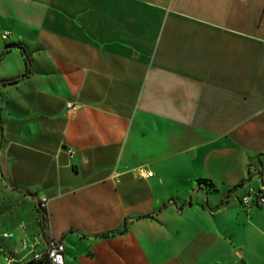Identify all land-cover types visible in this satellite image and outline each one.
Here are the masks:
<instances>
[{
    "label": "crops",
    "instance_id": "crops-1",
    "mask_svg": "<svg viewBox=\"0 0 264 264\" xmlns=\"http://www.w3.org/2000/svg\"><path fill=\"white\" fill-rule=\"evenodd\" d=\"M0 131V264H264V0H0Z\"/></svg>",
    "mask_w": 264,
    "mask_h": 264
},
{
    "label": "built area",
    "instance_id": "built-area-1",
    "mask_svg": "<svg viewBox=\"0 0 264 264\" xmlns=\"http://www.w3.org/2000/svg\"><path fill=\"white\" fill-rule=\"evenodd\" d=\"M7 38V34L4 35ZM81 107L78 103H68L67 108L69 110L77 111ZM70 155L74 154L72 149H68ZM143 173L146 175L144 177H152L153 172H148L146 169H142ZM241 205L249 213L256 207H261L264 205V185L258 189L251 188L244 193L240 199ZM40 207L47 213L48 209V199L42 198L40 201ZM7 238H12L13 235L8 233L5 235ZM42 244L39 238L35 239V242L31 245H26V247H31V257L30 259L22 262H17L16 260L8 257L7 264H38V263H49V264H66L65 261V245L61 241L55 240L53 237L47 239V243L43 250L39 249L36 251V246Z\"/></svg>",
    "mask_w": 264,
    "mask_h": 264
},
{
    "label": "rangeland",
    "instance_id": "rangeland-1",
    "mask_svg": "<svg viewBox=\"0 0 264 264\" xmlns=\"http://www.w3.org/2000/svg\"><path fill=\"white\" fill-rule=\"evenodd\" d=\"M29 201L30 199L25 194L17 191L15 188L11 187L5 181V178L2 176V173L0 171V226H2V223L6 227L8 226V224L16 222L17 216L20 214V212L22 210H24L23 212H25L27 207L30 208L27 204ZM33 204L36 207L35 202ZM28 212L29 211H27V214ZM29 220L32 221L33 219L30 217ZM19 223H20L19 226L23 230V233H24L23 237L20 239V245L22 249L25 248L26 245H31L32 243H34L36 238H39L41 242H43L44 245H46L47 243L46 230L45 232L41 231L40 226H39V221H38L37 229L31 227L32 231L30 230L29 233H28V230H26L27 229V227L25 226L26 223L21 220ZM28 227L30 228L29 225ZM6 234L7 233L1 234L0 240L9 239L5 236ZM40 245L36 246V248H38ZM29 250L31 251L30 247H29Z\"/></svg>",
    "mask_w": 264,
    "mask_h": 264
},
{
    "label": "trees",
    "instance_id": "trees-1",
    "mask_svg": "<svg viewBox=\"0 0 264 264\" xmlns=\"http://www.w3.org/2000/svg\"><path fill=\"white\" fill-rule=\"evenodd\" d=\"M26 61H27L28 69H29V60L26 59ZM16 81H17L16 79H12V80H8L7 83H14ZM15 188L18 189L17 187H15ZM22 192H24L27 195L32 196L33 199H35V195H32V194H30L28 192H25V191H22ZM35 204H36V209H37V211L39 213V226H40V229H41L42 232H45V227H46V223H47V213L40 207L39 201H35ZM105 235H108V234H105Z\"/></svg>",
    "mask_w": 264,
    "mask_h": 264
}]
</instances>
